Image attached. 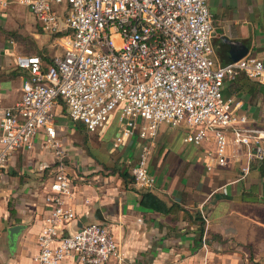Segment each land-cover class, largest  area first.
<instances>
[{"label": "built area", "instance_id": "1", "mask_svg": "<svg viewBox=\"0 0 264 264\" xmlns=\"http://www.w3.org/2000/svg\"><path fill=\"white\" fill-rule=\"evenodd\" d=\"M206 2L0 0V12L12 5L27 9L41 33L61 49L46 66L37 56L14 57L15 68L26 78L19 101L0 111V175L19 149L37 148L52 159L44 194L50 209L36 237V264L122 261L108 226L84 224L64 234L75 213L65 203L73 186L55 126L58 109L90 133L101 130L116 112L118 133L112 148L132 136L139 140L137 160L129 171L138 191L154 185L147 157L161 125L185 129L184 143L211 144L203 155L208 171L239 164L235 181L263 161L264 129L250 126L238 113V104L222 98L221 89L240 75L264 85V63L243 57L215 65ZM198 212L205 250L207 220L201 209Z\"/></svg>", "mask_w": 264, "mask_h": 264}, {"label": "crops", "instance_id": "2", "mask_svg": "<svg viewBox=\"0 0 264 264\" xmlns=\"http://www.w3.org/2000/svg\"><path fill=\"white\" fill-rule=\"evenodd\" d=\"M206 5L212 23L210 48L215 65L243 57L264 63V0H207ZM13 8L0 12V111L19 101L20 87L26 78L14 65V57L24 55L20 41L29 36L38 49L40 37L50 38L41 33L34 20L27 27L31 29L33 25L36 31H27V27L15 30L9 20L14 18ZM221 96L238 104V113L246 117L250 126L264 129V85L240 75L224 82ZM71 124L83 133L87 152L82 154L93 168L87 170L69 163L72 149L73 155L80 156L81 152L71 142L66 146L56 127L60 143L67 147L73 186L72 196L65 203L74 211L75 220L66 226L65 235L84 224L108 226L120 247L122 261L110 260L106 264H264V159L254 164L244 179L235 181L239 164L208 171L203 155L212 148L211 144L184 143L185 129L161 125L147 157L154 185L143 192L133 187L129 176L138 155L139 140L135 136L124 139L115 149L111 145L113 152L105 160L97 151L94 132ZM112 126H107L106 131L113 128L117 135L118 125ZM39 151H14L1 172L0 264H36V237L50 209L44 201L49 178L43 182L30 179L18 185L14 178L8 180L7 171L22 165L20 169L30 167L48 176L51 156ZM8 183V188H4ZM141 193L153 195L166 207L172 206L171 211L162 214L143 208L139 205ZM199 209L207 220L205 250L200 245L204 223ZM13 225L23 228L11 241L6 229ZM240 249L248 253L241 255Z\"/></svg>", "mask_w": 264, "mask_h": 264}, {"label": "rangeland", "instance_id": "3", "mask_svg": "<svg viewBox=\"0 0 264 264\" xmlns=\"http://www.w3.org/2000/svg\"><path fill=\"white\" fill-rule=\"evenodd\" d=\"M11 7H14L12 10L14 13V18L9 17L10 24H12V26H14L15 30H24V28L27 27V23L32 22L33 18L31 17L30 13L24 7L17 6V5H12ZM27 31H36V30L34 29V27L32 25L31 29L29 27H27ZM13 34H14V32H12V35ZM40 38L42 39L41 40L42 43L40 45V48H38V49L34 48V45L31 42V38L29 36H26L23 41H20V43L23 47L22 48V51H23L22 54H24V55L32 54V55H37V56L40 55V56H44V57H48V58H51L52 55L57 56V55L61 54V49L57 45H55L50 38H47V37H45V38L40 37ZM56 112L57 111H55V113ZM58 115H60V116H58ZM54 120L56 122V127L59 129L60 136L63 138V140H65L66 146H68V143L71 142L72 145L77 147V151L81 152L80 156L73 155L70 152L74 151L75 149H72L68 153L69 163H71L73 165L77 164V166L81 167V168L85 167V169H87V170H92V168H93L92 163L90 161H86L87 160L86 155L82 154L83 152H87L86 146H85V140L82 136L83 133L80 132L79 130L77 131V129L74 130L72 128L73 125L67 119V117L65 116V113L62 111L59 114L56 113ZM109 125H113L112 127L117 126L116 112H112L109 115L106 127ZM106 127L102 131L97 130L96 132H94V135L97 136L95 138H96V142L99 144V148H97L98 149L97 151H99L101 153L100 154L101 157H103L105 160H108L107 156L110 155L111 152H113V149L111 148V142L114 140L116 135H114L115 133H114L113 128L110 131H106ZM91 138H89V139H91ZM91 149H92V147H91ZM66 152H68V151L66 150ZM39 153L44 154L45 151H42V152L39 151ZM95 154L97 156L96 152H95ZM44 158L49 160V157H47V156H45ZM44 158H42V160ZM78 159H80V161H76ZM90 159H92V158L90 157ZM33 162H34V160L32 159V163ZM20 166L22 167V165H20ZM20 166H16L15 169L7 171L8 180H10V178H14V180L17 182L18 185H22L23 183L28 182V180H30V179H33V180L34 179H40V181L43 182L49 178L45 174L41 175L36 170H30L31 169L30 167H27V168L23 167V169H20L21 168ZM35 174H39V175L37 176ZM8 186H9V183L4 188H8ZM17 204H18V202H17ZM1 207H2V202L0 201V208ZM10 207H13V205H11ZM238 252L241 255L244 252L248 253V251L241 250V249L238 250ZM256 253H257V251H256ZM242 258H244V257L242 256Z\"/></svg>", "mask_w": 264, "mask_h": 264}, {"label": "trees", "instance_id": "4", "mask_svg": "<svg viewBox=\"0 0 264 264\" xmlns=\"http://www.w3.org/2000/svg\"><path fill=\"white\" fill-rule=\"evenodd\" d=\"M40 58V60L43 63V66H46L50 63L51 58L44 57V56H37ZM78 129L85 130L82 126L79 124H76ZM139 205L143 208L151 209L155 212L162 213V214H168L171 211L172 206L166 207L163 202L158 200L156 197L149 193H141L140 199H139Z\"/></svg>", "mask_w": 264, "mask_h": 264}, {"label": "water", "instance_id": "5", "mask_svg": "<svg viewBox=\"0 0 264 264\" xmlns=\"http://www.w3.org/2000/svg\"><path fill=\"white\" fill-rule=\"evenodd\" d=\"M235 61H237V60H235ZM22 228L23 227L22 226H19V225H13L11 227H8L6 229V231L8 233V238L12 241L13 236H15Z\"/></svg>", "mask_w": 264, "mask_h": 264}]
</instances>
